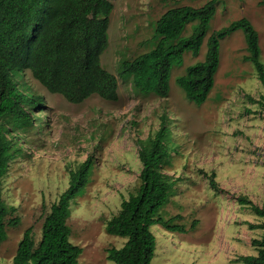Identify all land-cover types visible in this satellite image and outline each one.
<instances>
[{
  "label": "rangeland",
  "instance_id": "1",
  "mask_svg": "<svg viewBox=\"0 0 264 264\" xmlns=\"http://www.w3.org/2000/svg\"><path fill=\"white\" fill-rule=\"evenodd\" d=\"M208 1H110L108 46L100 64L117 79V102L93 96L72 105L49 94L28 71L16 79L22 91L42 98L43 106L28 110L32 124L17 132L21 154L2 180L1 201L15 209L8 219L17 218L19 225L7 228L0 264H12L28 228L33 229L35 242L40 240L45 215L68 187V171L89 158L90 182L70 203L69 241L82 249L78 264H112L107 250L120 249L126 240L107 235L105 224L118 213L122 200L136 192L141 171L137 142L154 135L162 117L170 128L172 150L165 172L175 183L160 216L183 226L185 233L152 226L157 246L151 264H237L239 257L256 256L251 242L260 240L264 232L252 227L264 220L238 199L264 208V114L249 100L258 101L264 89L254 66L245 60L243 32L235 31L219 42V67L203 104L186 100L177 79L205 59L206 42L213 32L243 18L258 33L264 65V6L260 5L264 0L217 4L199 55L185 53L181 64L172 67L167 98L137 93L132 80L120 74L123 62L156 46L154 30L165 12L200 8ZM194 26H186L182 36L188 37ZM213 173L220 192L209 186Z\"/></svg>",
  "mask_w": 264,
  "mask_h": 264
},
{
  "label": "trees",
  "instance_id": "2",
  "mask_svg": "<svg viewBox=\"0 0 264 264\" xmlns=\"http://www.w3.org/2000/svg\"><path fill=\"white\" fill-rule=\"evenodd\" d=\"M110 1L0 0V246L7 240V228L19 225L17 218L8 219L15 209L1 201L2 180L12 160L21 154L17 132L31 126L28 110L43 106L42 98L22 91L16 79L28 71L49 94L60 95L72 105L93 96L117 102V79L100 64L108 46L109 17L113 10ZM221 1L224 0H210L200 8L184 6L165 12L154 30L158 38L156 46L131 62H123L120 74L132 80L137 93L167 98L172 67L181 64L185 53L199 55ZM260 5L264 6V1ZM192 23L195 26L191 34L183 37L186 26ZM238 30L244 34L248 54L245 60L254 66L264 89L258 33L243 18L213 32L206 42L205 59L177 79L186 100L196 105L206 101L219 67V42ZM249 100L264 114V96L258 101ZM170 141V128L166 117H162L155 134L137 142L141 164L139 186L128 199L122 200L118 213L105 224L107 235L126 240L120 249L107 250V260L112 264H151L157 246L152 226L170 233H185L183 226L173 225L160 216L170 202L175 183L165 172L172 161ZM92 166L89 158L77 169L68 171V187L45 215L40 240L35 242L33 229L28 228L17 245L12 264H78L82 249L70 243L67 221L70 203L90 182ZM214 179L213 173L209 186L220 192ZM238 202L264 220V208L259 209L244 197ZM252 228L264 232V222ZM251 244L256 256L239 257L235 263L264 264V234Z\"/></svg>",
  "mask_w": 264,
  "mask_h": 264
}]
</instances>
